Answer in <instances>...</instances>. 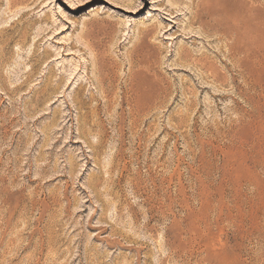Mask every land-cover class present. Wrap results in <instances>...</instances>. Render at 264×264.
I'll use <instances>...</instances> for the list:
<instances>
[{"label": "rangeland", "instance_id": "rangeland-1", "mask_svg": "<svg viewBox=\"0 0 264 264\" xmlns=\"http://www.w3.org/2000/svg\"><path fill=\"white\" fill-rule=\"evenodd\" d=\"M0 264H264V0H0Z\"/></svg>", "mask_w": 264, "mask_h": 264}, {"label": "bare ground", "instance_id": "bare-ground-1", "mask_svg": "<svg viewBox=\"0 0 264 264\" xmlns=\"http://www.w3.org/2000/svg\"><path fill=\"white\" fill-rule=\"evenodd\" d=\"M200 10V9H199ZM94 11V9H92L90 12H93ZM207 15V14H206ZM232 17V16H231ZM195 18H200V16H198V14L195 16ZM236 19V18H235ZM226 22V21H225ZM218 23V22H217ZM234 36V35H233ZM40 57V56H39ZM32 58V57H31ZM34 58V57H33ZM30 59V58H29ZM41 60V59H40ZM182 60V59H181ZM43 61V60H42ZM185 61V60H184ZM206 63V62H205ZM203 65H205V64H203ZM209 65V64H208ZM207 65V66H208ZM212 69V68H210V67H205V69ZM207 72V71H206ZM210 72H211V70H210ZM29 75V74H28ZM51 80V79H50ZM55 85V84H54ZM51 89V88H50ZM52 91H54V90H52ZM52 93V92H51Z\"/></svg>", "mask_w": 264, "mask_h": 264}]
</instances>
